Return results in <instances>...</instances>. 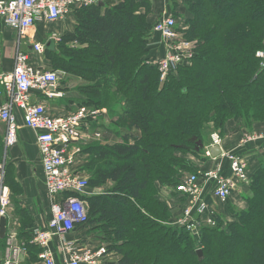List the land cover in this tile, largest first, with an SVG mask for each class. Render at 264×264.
Listing matches in <instances>:
<instances>
[{
	"label": "trees",
	"instance_id": "obj_1",
	"mask_svg": "<svg viewBox=\"0 0 264 264\" xmlns=\"http://www.w3.org/2000/svg\"><path fill=\"white\" fill-rule=\"evenodd\" d=\"M103 2L75 8L73 31L44 53L51 69L82 80L78 107L107 109L115 126L108 131L118 139L83 149L80 169L89 188L102 191L84 196L88 222L78 230H92L107 245L105 264H264V159L245 185L246 207L230 210L229 199L232 218L219 217L197 242L172 223L176 210L158 197V186L168 185L183 206L176 186L207 169L196 161L208 160L211 134H223L230 120L247 128L264 122V63L256 56L264 48V0H185L182 32L196 41L195 54L163 83L150 62L152 1ZM239 3L236 14H222ZM30 226L22 222L18 237L26 243L25 264H38ZM5 247L0 238V254Z\"/></svg>",
	"mask_w": 264,
	"mask_h": 264
},
{
	"label": "built area",
	"instance_id": "obj_2",
	"mask_svg": "<svg viewBox=\"0 0 264 264\" xmlns=\"http://www.w3.org/2000/svg\"><path fill=\"white\" fill-rule=\"evenodd\" d=\"M100 1L103 0H0L3 25L16 31L20 40L26 37L32 44L31 51L19 45L15 51L12 72L0 75V97L6 96L0 105V120L7 127V150L18 140L20 125L14 109L22 110L24 124L35 132L42 155L47 194L53 202L48 224L44 228H33L31 243L41 248L38 264H105L108 255L105 243L98 242L96 247H91L83 237L75 235L78 228L88 222L84 196L88 195L89 190V176L80 169L85 155L77 144L101 137L100 133L91 132L90 123L96 122L97 117L106 111L81 106L65 115L55 116L45 104L33 102L35 92L49 97L60 95L55 88L65 74L60 70L38 68L30 57V54L44 55L46 50L45 43L35 41L31 35L37 22H56L71 14L75 8ZM153 32L161 35L167 47L163 57L153 62L150 60L158 68L161 81H164L182 63L194 56L195 45L178 30L173 16L159 19ZM51 37L55 41L61 39L56 33ZM257 54L264 59V48ZM258 140H264V133L245 134L240 145L245 146ZM222 143L223 138L219 132L212 133L211 144L206 148L205 155L212 160L217 159L218 163L213 168L200 169L183 176L175 189L186 198L183 206L173 208V198L168 202L172 209L178 210L173 224L185 228L194 239L201 238L203 229L217 226L223 214L219 204L225 205L233 192L241 190V185L250 182L248 160L235 151L225 150ZM215 146L220 147V154L214 157L211 149ZM224 161L229 167L227 173L222 172ZM208 190L218 200L217 204L205 198ZM10 198V189L4 182V163H0V218L6 216ZM13 238L11 235L8 239L1 264H21L19 254L24 253L25 249L13 245ZM55 242L61 252V262L57 260L53 248Z\"/></svg>",
	"mask_w": 264,
	"mask_h": 264
},
{
	"label": "crops",
	"instance_id": "obj_3",
	"mask_svg": "<svg viewBox=\"0 0 264 264\" xmlns=\"http://www.w3.org/2000/svg\"><path fill=\"white\" fill-rule=\"evenodd\" d=\"M152 1V11L148 15V21L151 23H156L159 19L165 16H172L174 3L179 5L178 9L184 8L185 5L184 0H151ZM184 10V9H183ZM76 26V19L73 13L66 16L64 19L56 21V22H47V21H39L37 22L34 30L31 35L33 36L35 41L46 43L52 39V34L56 33L60 37L64 34H68L73 31ZM54 39V38H53ZM58 41H56L57 43ZM21 46L22 49L26 51L32 50V44H30L26 37L20 40L19 35L16 31L5 27L3 25L2 19L0 18V75L7 74L12 72L14 67V55L16 48ZM150 60L151 62L160 59L165 55L167 47L162 40L160 34H153L150 39ZM32 63L36 67L40 68H49L50 61L45 59L43 55L39 54H30ZM83 84L82 80L75 76L67 75V79L65 83H59L55 90L60 95L49 97L46 94L37 93L33 94V102H41L46 105L48 111L55 116L65 115L69 112L75 111L78 107L77 103L81 97V93L78 91V86ZM6 96L0 97V105L5 101ZM106 112H103L101 115L97 117L98 122H91L90 125L97 124L99 125L96 128H103L104 132V124L103 117L108 113L106 108ZM103 109H100L103 111ZM14 114L16 116V120L20 125L18 130V140L15 144L8 148L7 159L9 162V166L13 167L14 171V180L16 190L14 193L12 192V201L15 202L13 207H17L16 210L14 208L9 209V212L6 216L7 219V235H6V247L4 252L2 253V257L0 254V261L4 260V253L8 246V239L11 235L14 236L12 244L15 246H21L25 249V252H21L19 254V261L21 264H25V260L28 258L26 243L18 237V228L22 226V222L31 224L30 228H44L51 216V204L53 200L47 194L46 184H45V176L43 172L42 166V155L40 153L36 134L33 130L26 127L24 124L23 112L22 110L15 108ZM105 117L104 119H106ZM241 121L230 120L226 123L223 134H221L223 138V148L225 150H232L241 155H243L248 160V173L251 176L255 170L259 167V161L264 157V140H258L256 142H250L245 146L240 145V141L245 134L250 133H264V122L256 124L255 130H250L252 132L243 133L244 128L247 129L246 126H243ZM93 126V125H92ZM91 129V128H90ZM96 131L95 129H91ZM110 131V130H109ZM107 130L106 134H113V132H109ZM7 132V127L4 122L0 120V141L5 144V136ZM105 133V132H104ZM115 135V134H114ZM118 140V139H117ZM108 141V140H107ZM206 162L198 161L201 168H213L218 163V160H212L207 158ZM223 161V160H222ZM224 164V162H222ZM225 165L226 162H225ZM230 175V173L228 174ZM203 182V180H200ZM241 185V184H240ZM245 186L241 185V190L235 191L232 194L231 199H233L235 193L245 191ZM97 189L88 190V195L98 193ZM102 191V190H101ZM100 192V191H99ZM158 197L166 201L167 203L171 200V187L168 185H159L158 186ZM205 198L208 202L217 204L218 200L212 194L210 190L206 192ZM174 203L177 202L176 197L173 196ZM236 198L238 207L244 208L246 207V203L244 199L242 204H239V201ZM235 201V200H234ZM240 201V202H241ZM176 204V203H175ZM240 205V206H239ZM20 206V207H19ZM222 208L223 204H219ZM11 210V211H10ZM225 211L222 209V212ZM229 213V211H225ZM13 222V223H12ZM13 225H12V224ZM15 226V227H13ZM28 229V228H27ZM92 230L80 231L78 230L75 235H79V237H83L86 241V244L89 246L96 247L97 242L95 241L96 235ZM32 240V238H31ZM30 240V244L31 243ZM54 251L56 253L57 260L61 262V252L58 249V244L55 242L53 244ZM41 251V248H40ZM39 254V253H38ZM39 258V256H38Z\"/></svg>",
	"mask_w": 264,
	"mask_h": 264
},
{
	"label": "rangeland",
	"instance_id": "obj_4",
	"mask_svg": "<svg viewBox=\"0 0 264 264\" xmlns=\"http://www.w3.org/2000/svg\"><path fill=\"white\" fill-rule=\"evenodd\" d=\"M184 3H185V0H184ZM184 6V8L182 7L181 9H178V7H179V5H177V6H175V4H174V9L176 10V17L175 16H173V14H172V16L173 17H175L176 18V21H177V25H178V30H180V32H182L183 30H185L186 28H187V22H186V20H187V17L189 16L188 15V12H187V8H186V5H183ZM215 6V5H214ZM241 6H242V3H239V4H237L236 5V7H237V9L236 8H234V9H232V10H229V9H227V8H223V15H228V14H230V13H237L238 12V9L240 10L241 9ZM213 6H211L210 7V9H213L212 8ZM184 9V10H183ZM185 36V35H184ZM191 41H193V43H194V45H195V42L196 41H194V40H191ZM259 51V50H258ZM257 51V52H258ZM257 52H256V56L257 57H259L258 56V54H257ZM48 55V54H47ZM43 57H44V55H43ZM260 59H262L261 57H259ZM45 59H46V57H45ZM261 63H264V59H262L261 60ZM184 66H186V65H191L192 64V59H190V60H186L184 63H182ZM183 65H180L179 67H178V69L176 70V71H174V72H172L171 74H170V76H172V75H176V76H178V72H179V68L180 67H182ZM49 68H53V66L51 65V63H50V67ZM59 70V69H58ZM65 76V75H64ZM64 78L65 79H67V77H62L61 78V80L60 81H62V80H64ZM168 78V77H167ZM166 78V79H167ZM166 79L164 80V81H166ZM164 81H161V79H160V82H164ZM76 107H78V103H77V105H75ZM81 107V106H80ZM93 108V107H92ZM102 114V113H101ZM100 114V115H101ZM105 117H107L106 119H104ZM103 120H105L104 121V124H102L103 126H104V132H103V128H96V127H98L99 125H97V124H92L91 125V129H97L96 131H93V130H91V132H98V133H100V135H101V137L99 138V139H91V140H87V141H82V142H80L79 144H77V146H78V148H80V150H81V152L83 153V149L88 145V144H90V143H93V142H95V143H97V142H102V143H104V142H106L107 140L108 141H110V142H114V141H116L117 140V138H116V136L114 135V133L113 134H111L110 133V135H108L109 133H107L106 134V132H107V130L109 129H111V128H115V126L113 125V124H111V121H110V115H109V113H107L104 117H103ZM96 122H98V120L96 121ZM95 122V123H96ZM262 123V122H261ZM91 124V123H90ZM256 124H258V123H255L251 128H247L246 130H245V128H244V132L243 133H249V132H252V131H250V130H255V125ZM244 127H245V125H243ZM111 127V128H110ZM112 131V130H111ZM214 133V132H213ZM211 136H212V134H211ZM0 148H1V151H2V153H0V163H4V182H5V178H6V171L8 170L9 171V169H11V171H10V173H11V178H13V175H14V171H13V167H9V162H8V159H7V152H8V148H7V150H6V148H5V146L4 145H2V147L0 146ZM3 155V156H2ZM85 155V154H84ZM206 156V155H205ZM87 158H88V156H87ZM262 159H264V157L262 158ZM261 159V160H262ZM206 160V159H205ZM202 161V162H206V161ZM261 160L259 161V163L258 164H260L261 163ZM198 162V160L196 161V163ZM84 173H85V171H84ZM87 175H88V173H87ZM89 176V175H88ZM5 184H6V186H8L9 187V189H10V192H11V198H10V205H9V207H8V211H7V214L8 213H10L9 212V209H11V208H14L15 210H16V208L17 207H13V204H15V202H13L12 201V192L14 193L15 191H17L16 190V186H15V184L16 183H12V180H11V183H10V185H9V183H7V182H5ZM248 186V185H247ZM245 191L243 190V192H239V193H235L234 194V197H233V199H231L230 198V203H229V207H230V210H231V207L233 206V207H235V208H237V210H239L241 207H238V204H237V201H236V198L238 197V201H239V204L241 205L242 204V201H241V199H242V194H244L245 192H247V190H248V188L245 186ZM89 190H90V188H89ZM93 190V189H92ZM98 190V193H100L101 192V189H97ZM96 190V191H97ZM100 191V192H99ZM233 194V193H232ZM231 197H232V195H231ZM235 200V201H234ZM243 200V199H242ZM241 201V202H240ZM245 201V200H244ZM245 203H246V201H245ZM239 205V206H240ZM179 205L178 204H175V205H173L172 207L173 208H176V207H178ZM20 207V206H19ZM220 209H221V211H222V209L223 210H225V211H227L228 212V204L227 205H223L222 206V208L220 207ZM12 210V209H11ZM10 210V211H11ZM176 211H178V210H176ZM225 211H223V214H222V217H223V219H227V218H229V219H231L232 218V216H230V213H226ZM12 212H13V210H12ZM7 214H6V216H7ZM178 214V212H176V213H174V215H177ZM13 223V222H12ZM11 223V224H12ZM173 223V222H172ZM13 225V224H12ZM13 227H15V226H13ZM19 229V228H18ZM17 232H18V230H17ZM95 234V233H94ZM95 235H97V237L95 238V241L97 242V244H98V242H100V239H99V237H98V234L96 233ZM194 239V238H193ZM196 242L197 241H199L200 239H194Z\"/></svg>",
	"mask_w": 264,
	"mask_h": 264
},
{
	"label": "water",
	"instance_id": "obj_5",
	"mask_svg": "<svg viewBox=\"0 0 264 264\" xmlns=\"http://www.w3.org/2000/svg\"><path fill=\"white\" fill-rule=\"evenodd\" d=\"M99 4L104 5L103 1H100ZM55 44V40L50 39L47 43H46V48H52V46ZM211 153L212 155L218 156L220 154V147L219 146H215L211 149ZM7 235V219L5 216H2L0 218V238H5ZM198 254L199 257L202 258L203 257V251L201 249L198 250ZM2 257V254H1ZM1 264V261H0Z\"/></svg>",
	"mask_w": 264,
	"mask_h": 264
}]
</instances>
